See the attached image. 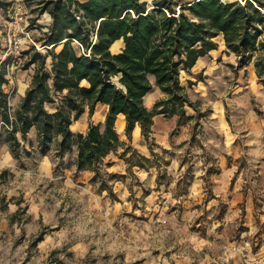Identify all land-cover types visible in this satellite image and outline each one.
I'll use <instances>...</instances> for the list:
<instances>
[{"label":"rangeland","instance_id":"374dc122","mask_svg":"<svg viewBox=\"0 0 264 264\" xmlns=\"http://www.w3.org/2000/svg\"><path fill=\"white\" fill-rule=\"evenodd\" d=\"M6 1L7 7L0 5V61L8 57L11 70L27 69L24 51L32 39L18 49L13 45L30 32L48 51L42 38L49 11H40V0ZM16 12L23 18L15 23ZM216 38L218 48L182 71L196 105H186L190 118L156 114L154 153L135 136L123 135L97 174L78 168L77 146L63 155L57 141L47 151L21 149V181L0 184L5 198L19 190L16 210L0 200L7 205L0 210V264H264V81L254 62L240 63L223 34ZM123 45L118 40L113 50ZM8 89L17 93L15 81ZM166 96L155 84L147 103L159 110L155 103ZM89 112L75 130L101 119ZM120 117L117 128L123 132ZM5 129L0 125V144ZM45 152L50 162L40 167ZM139 161L145 166L134 164ZM35 187L50 202L39 217L28 212L24 198Z\"/></svg>","mask_w":264,"mask_h":264},{"label":"trees","instance_id":"16d2710c","mask_svg":"<svg viewBox=\"0 0 264 264\" xmlns=\"http://www.w3.org/2000/svg\"><path fill=\"white\" fill-rule=\"evenodd\" d=\"M10 3L0 0L4 7ZM39 6L53 17L42 38L51 47L45 52L32 45L24 51V68L35 65V72L15 112L8 57L0 61V125L14 116V127L5 129V137L17 158L26 148L18 132L26 138L36 126L43 151L54 141L60 155L77 146L78 168L99 174L104 158L122 145L116 124L121 112L128 137L133 138L139 123L154 153L156 114H178L180 121L190 118L186 105H196L182 71H191L200 57L218 48L220 34L241 64L254 62L264 81V0H40ZM118 39L124 45L114 51ZM155 84L167 94L156 101L159 110L145 101ZM99 101L109 106L105 121L91 122L86 132L74 130V121L87 106L94 113ZM47 102H57V109L51 111ZM101 187L116 196L112 186Z\"/></svg>","mask_w":264,"mask_h":264},{"label":"crops","instance_id":"0c3cea01","mask_svg":"<svg viewBox=\"0 0 264 264\" xmlns=\"http://www.w3.org/2000/svg\"><path fill=\"white\" fill-rule=\"evenodd\" d=\"M80 1H85V0H80ZM47 15H49V19H51V21H50V25H51V23L53 21L52 15L50 13H48ZM49 60L50 61L52 60L51 57H49L48 63H49ZM26 70L29 73L28 78H26L24 76V73H23ZM34 72H35V65H32L27 69H22V68L12 69L9 72V77H10L11 81H15V83L17 84V87H18L17 93H15V95H14V90H13L11 100H10L11 108H13L14 111L17 109V107L19 106V103L21 102L23 96L26 94L27 88L30 86L31 81L33 79ZM83 83L87 84L88 81L85 79V80H83ZM9 85H10V83H9ZM151 91H149L145 96L146 103L148 102L147 97L149 96ZM57 105H58L57 102H47V106L51 111H55L57 109ZM108 108H109V106L107 103L99 101L96 104L95 111L93 113V118H95L97 116L98 118H101V119H97L93 122H96V123L104 122L106 119ZM89 110H90L89 106H87L86 110L83 112L81 117L74 121V123L72 124V127L76 123V121L86 119L87 113L89 112ZM100 111H103V114L100 115V113H99ZM89 114H90V112H89ZM120 116H122V118H125V127H124L123 132H120L119 130L118 131L120 132L122 140H125L122 136L123 135L127 136V133H126V115L123 112L119 113L117 121H118ZM117 121H116V124H117ZM88 128H89V126H88ZM88 128L84 132H86L88 130ZM76 131H82V130H76ZM137 132H139L138 133L139 135L137 134ZM153 134H154V132H153ZM18 135H19L20 139L22 140L23 145L26 148H28L29 150H33L34 148L43 150V148L40 144V140H39L38 128L36 126H33L31 128V130L29 131L26 138H24L21 131L18 132ZM134 136H135V138H137L140 141L143 148L149 146V144L147 143L148 140H146L145 135L142 133L141 125L139 123H137L135 128H134L133 137ZM57 150H59L58 147H57ZM46 153L47 152H45V154L43 156V160H41L42 162H40V165H39L40 167H43V165H49L50 161L46 158L44 159V157L49 158ZM4 168H6V171L4 174L0 175V184H3V182L9 181V180L11 182H14V180H15L16 183H19L21 181V178L19 176V173L21 172L20 166H19V159L17 157H15L14 153L11 150V145L8 141H4L0 144V172H3ZM86 170H89V169H86ZM7 172H9V175H6ZM46 172H48V171H46ZM17 193H19V190L15 191V192L13 191L9 195H6V198L3 195V193H0V200H4V198H5V201L9 202L8 203L9 209L16 210V208H18V206H19L18 202H14L17 199V197H16ZM47 196H49V195L47 193L45 194L44 190L39 188V187H35V189H33L31 191V193H29V194L26 193L24 195V198H26L28 200V203H29L28 212L30 214H32L34 217H39L40 215L45 214L46 211H48L47 208L49 209V203H50L48 200L49 197H47ZM19 203H21V202H19ZM5 207H7V205H5ZM5 207H4V205L0 206V210L1 211L4 210Z\"/></svg>","mask_w":264,"mask_h":264},{"label":"built area","instance_id":"2783aa9c","mask_svg":"<svg viewBox=\"0 0 264 264\" xmlns=\"http://www.w3.org/2000/svg\"><path fill=\"white\" fill-rule=\"evenodd\" d=\"M22 8V7H20ZM78 17H80L79 14H77ZM16 20H14L13 22H19V19H22V15L19 14V12H16V16H15ZM29 39H32L33 43L28 45L29 47H31L32 45H36L37 47H40L39 43L37 41H35L34 38L31 37L30 35V32L27 34V37H25V39H20V43L17 42L15 43V45H13V48H16L18 49L20 47V45H23L24 42H29ZM84 52H86V49L83 48ZM8 69H9V72L11 71V66L8 65ZM13 119H14V116L12 115V120L10 122H7V121H4L2 120L1 121V125H6V128H9V129H12L14 127V122H13Z\"/></svg>","mask_w":264,"mask_h":264},{"label":"water","instance_id":"95a60500","mask_svg":"<svg viewBox=\"0 0 264 264\" xmlns=\"http://www.w3.org/2000/svg\"><path fill=\"white\" fill-rule=\"evenodd\" d=\"M45 47H51L50 45H48V44H45L44 45ZM119 84H120V81H117Z\"/></svg>","mask_w":264,"mask_h":264},{"label":"bare ground","instance_id":"6f19581e","mask_svg":"<svg viewBox=\"0 0 264 264\" xmlns=\"http://www.w3.org/2000/svg\"><path fill=\"white\" fill-rule=\"evenodd\" d=\"M118 40H122V41H123V43H124V40H123V39H118ZM118 40H117V41H118Z\"/></svg>","mask_w":264,"mask_h":264}]
</instances>
